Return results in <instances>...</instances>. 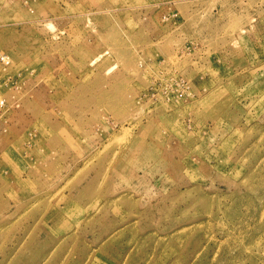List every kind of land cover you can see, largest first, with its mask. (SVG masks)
Here are the masks:
<instances>
[{
  "label": "rangeland",
  "instance_id": "374dc122",
  "mask_svg": "<svg viewBox=\"0 0 264 264\" xmlns=\"http://www.w3.org/2000/svg\"><path fill=\"white\" fill-rule=\"evenodd\" d=\"M0 100V264H264V0H0Z\"/></svg>",
  "mask_w": 264,
  "mask_h": 264
},
{
  "label": "built area",
  "instance_id": "2783aa9c",
  "mask_svg": "<svg viewBox=\"0 0 264 264\" xmlns=\"http://www.w3.org/2000/svg\"><path fill=\"white\" fill-rule=\"evenodd\" d=\"M3 104V101L2 100H0V106Z\"/></svg>",
  "mask_w": 264,
  "mask_h": 264
},
{
  "label": "bare ground",
  "instance_id": "6f19581e",
  "mask_svg": "<svg viewBox=\"0 0 264 264\" xmlns=\"http://www.w3.org/2000/svg\"><path fill=\"white\" fill-rule=\"evenodd\" d=\"M34 65V64H33ZM109 95V94H108ZM125 127V126H124ZM7 158V157H6Z\"/></svg>",
  "mask_w": 264,
  "mask_h": 264
}]
</instances>
